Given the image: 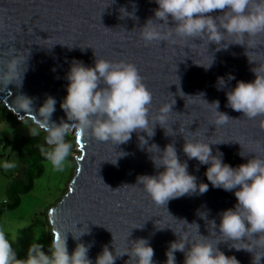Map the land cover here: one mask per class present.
<instances>
[{
  "label": "water",
  "instance_id": "1",
  "mask_svg": "<svg viewBox=\"0 0 264 264\" xmlns=\"http://www.w3.org/2000/svg\"><path fill=\"white\" fill-rule=\"evenodd\" d=\"M157 8L155 0H0V75L13 58L22 74L19 87L18 81L8 86L0 83V105L17 121L34 124L39 108L52 97L57 103L51 121L68 122L60 105L67 96L66 76L72 61L94 67L97 56L136 65L153 94L152 117L175 101L172 112L164 128L159 123L154 126L153 136L149 137L151 129L149 136L143 131L133 132L131 139L120 145L98 142L72 129L69 135L77 144L79 156L66 194L47 213L52 235L67 233L69 255L78 243L90 246L92 264L105 246L113 254L115 249L122 253L131 248V242L145 239L154 250L153 264H166V253L179 236L199 238L198 225V233L208 237V243L215 246L219 242L217 247L226 256H235L239 264H252L254 253L264 255V246L256 245L250 237L225 241L219 233L221 213L237 204L236 190L213 187L205 175L209 165L189 160L183 146L185 140L194 139L215 144L210 145L213 155L222 153L223 163L233 168L256 156L264 158V116L248 119L227 107L226 97L237 81L253 82L256 77L252 70L264 66V33L245 36L244 45L234 44L239 41L228 35L221 45L178 37H173L174 43L146 44L139 31L154 19ZM222 14L217 10L210 15ZM174 26L169 17L168 27ZM229 76L235 79L229 80ZM220 78L225 81L223 88L218 84ZM19 95L32 100V112L18 108ZM202 99L209 105L219 101L218 111L233 120L215 125L214 106ZM169 144L174 145L180 161L187 162L197 184H208V191L171 199L163 207L152 201L137 180L164 170L153 163L158 156L155 146L162 153ZM105 185L120 189L112 191ZM233 244L252 247L254 253L237 251ZM174 255L176 264H184V253ZM115 264L133 261L124 255Z\"/></svg>",
  "mask_w": 264,
  "mask_h": 264
},
{
  "label": "clouds",
  "instance_id": "2",
  "mask_svg": "<svg viewBox=\"0 0 264 264\" xmlns=\"http://www.w3.org/2000/svg\"><path fill=\"white\" fill-rule=\"evenodd\" d=\"M155 3L158 8L154 12V19H149L139 31L146 44L161 41L174 43L173 37H178L191 41L207 40L208 43L221 45L228 35L239 41L234 44L244 45L245 36L254 37L264 33V0H155ZM121 10L125 12L123 8ZM217 10L223 14L215 17L210 15ZM169 17L174 27H168ZM6 68L7 71L0 75V83L8 86L16 85L18 81L19 87L22 74L18 72V61L15 58L7 61ZM252 71L256 77L253 82L237 81L235 88L226 93L227 107L243 113L248 119L264 116V66ZM66 79L69 82L67 96L60 107L68 122L61 120L57 124L51 121L57 102L48 97L39 108L35 126L30 129L31 136L39 135L41 131L46 133V146H40L39 150L57 171H63L66 166L72 144L65 137L73 128L79 129L78 135H91L98 142L120 145L128 142L133 132L143 131L149 136L151 129L149 137L153 136L154 126L159 123L163 127L175 103L162 106L159 115L153 118V94L143 83L136 65L128 62H111L96 56L94 67H87L83 62L74 60ZM228 79L235 77L229 76ZM218 84L223 88L224 79L220 78ZM16 103L20 110L32 112L31 99L19 95ZM209 106L215 109V125H224L233 120L218 111L219 101ZM210 145L215 144L185 140L183 152L189 160L195 159L201 165H209L205 175L213 187L225 191L236 190L234 195L237 204L234 209L221 213L220 236L225 237V241L233 242L250 237L254 238L256 245L264 246V158L256 156L246 164L233 168L223 163L222 153L213 155ZM155 148L158 156L152 158L153 163L157 169L164 170L153 176L138 177L137 180V184L142 185L155 204L164 207L171 199L197 191L200 194L208 191V184H197V178L189 174L187 162L180 161L174 145H167L162 153ZM2 166L5 170L16 167L11 162H4ZM211 222L215 225V221ZM196 226L199 238L189 240L187 235L179 236L166 253V264H176L174 253L177 251L184 253V264H239L235 256H226L219 250V242L215 246L208 243V237L200 235L199 226ZM66 234L53 236L48 249L50 254H45L43 244L34 242L27 251V258L18 259L5 231L0 229V264H92L88 258L90 246L86 247L83 243H78L69 255ZM231 247L237 251L243 249L254 253L252 247H237L234 244ZM124 255H128L133 264H153L154 250L145 239L131 242V248L128 247L122 253H117L115 249L113 254L105 246L95 264H115V260ZM262 258L264 255L254 253L252 264H261Z\"/></svg>",
  "mask_w": 264,
  "mask_h": 264
},
{
  "label": "rangeland",
  "instance_id": "3",
  "mask_svg": "<svg viewBox=\"0 0 264 264\" xmlns=\"http://www.w3.org/2000/svg\"><path fill=\"white\" fill-rule=\"evenodd\" d=\"M0 105V203L6 199V184L8 175L13 174L18 167L15 144L21 137L29 136L30 129L35 125L29 121H7ZM66 141L72 144L63 171H57L46 160L43 162V174L34 182L31 191L21 196L20 205L3 214L1 229L12 243L18 259H26L27 251L34 242L44 245L45 254H50L53 235L48 223L47 213L66 194L70 181L76 169V158L79 156L77 144L73 136L67 135ZM4 162L16 165L5 170Z\"/></svg>",
  "mask_w": 264,
  "mask_h": 264
},
{
  "label": "trees",
  "instance_id": "4",
  "mask_svg": "<svg viewBox=\"0 0 264 264\" xmlns=\"http://www.w3.org/2000/svg\"><path fill=\"white\" fill-rule=\"evenodd\" d=\"M2 110L7 121L17 122L14 116L4 107ZM45 136L46 133L42 131L36 136L24 135L14 146L17 153L18 167L13 174L8 175L5 189L6 199L0 203V229L3 214L16 209L20 205L21 196L29 193L35 180L43 174V162L46 159L39 149L42 145L46 146Z\"/></svg>",
  "mask_w": 264,
  "mask_h": 264
},
{
  "label": "snow or ice",
  "instance_id": "5",
  "mask_svg": "<svg viewBox=\"0 0 264 264\" xmlns=\"http://www.w3.org/2000/svg\"><path fill=\"white\" fill-rule=\"evenodd\" d=\"M80 147H81V148H83V147H84V145H83V144H80Z\"/></svg>",
  "mask_w": 264,
  "mask_h": 264
}]
</instances>
